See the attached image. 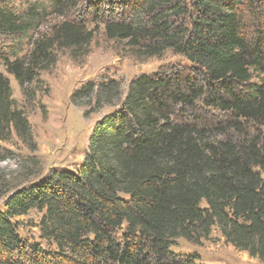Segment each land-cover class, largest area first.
<instances>
[{
    "label": "trees",
    "instance_id": "1",
    "mask_svg": "<svg viewBox=\"0 0 264 264\" xmlns=\"http://www.w3.org/2000/svg\"><path fill=\"white\" fill-rule=\"evenodd\" d=\"M44 1L64 20L24 56L1 58L27 101L58 53L85 51L98 26L139 58L171 51L189 66L141 74L124 96L114 79L71 94L73 106L111 110L77 168L5 199L0 264H199L170 248L213 228L264 264V0H84L82 10L80 0ZM9 2L0 0V36H22L36 12L21 19ZM12 132L32 139L0 73V142ZM30 210L43 213L40 237L55 251L19 236L16 219Z\"/></svg>",
    "mask_w": 264,
    "mask_h": 264
},
{
    "label": "rangeland",
    "instance_id": "2",
    "mask_svg": "<svg viewBox=\"0 0 264 264\" xmlns=\"http://www.w3.org/2000/svg\"><path fill=\"white\" fill-rule=\"evenodd\" d=\"M83 1L79 4L81 10L84 9ZM9 7L21 19L28 17L30 9L36 12L35 27L26 34L0 36V73L9 81L13 103L28 121L32 139L25 144L12 132L8 141L0 142V211L5 199L15 190L37 184L56 171H73L82 162L94 123L111 109L104 107L95 112L92 105L73 106L70 96L80 85L114 79L120 83L124 96L129 82L141 74H152L177 65L189 66L183 57L171 51L159 57L139 58L125 42L107 40L102 26H98L85 51L76 57L67 50L58 53L56 64L41 73V84L35 88V97L27 101L14 78L5 72L1 58L24 56L35 40L47 36L51 28L64 19L52 14L44 0H10ZM77 11L81 17L87 16L80 9ZM89 28H92L91 24ZM34 87L35 84L30 89ZM85 111H88L86 117ZM209 111L221 119L217 112ZM42 214L30 210L17 218L19 236L38 243L45 250L55 251L51 243L40 237L38 224ZM170 250L179 255H197L199 264H262L227 244L217 228H213L209 238L198 245L180 238L173 242Z\"/></svg>",
    "mask_w": 264,
    "mask_h": 264
}]
</instances>
